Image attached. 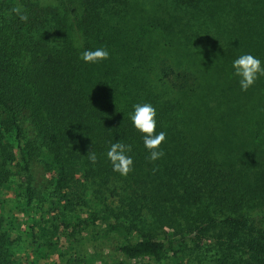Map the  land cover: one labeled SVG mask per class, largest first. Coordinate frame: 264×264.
<instances>
[{"label":"trees","instance_id":"obj_1","mask_svg":"<svg viewBox=\"0 0 264 264\" xmlns=\"http://www.w3.org/2000/svg\"><path fill=\"white\" fill-rule=\"evenodd\" d=\"M244 53L264 62V0H0V264H264V76L240 89Z\"/></svg>","mask_w":264,"mask_h":264},{"label":"clouds","instance_id":"obj_2","mask_svg":"<svg viewBox=\"0 0 264 264\" xmlns=\"http://www.w3.org/2000/svg\"><path fill=\"white\" fill-rule=\"evenodd\" d=\"M12 11L19 16L21 21L28 20V15L20 8H14ZM109 55L107 48L96 47L83 50L80 59L85 63L95 64L108 59ZM231 68V76L238 79L242 91H247L260 76H264V62L251 53H244L235 58L231 63ZM156 117L157 111L149 102L134 104L133 112L129 114L133 127L142 134L143 145L148 150L147 159L150 162H155L165 155L160 145L166 139V132L157 131ZM132 150V144L120 141L110 143L106 156L114 172L119 173L121 176H127L132 171L134 163L130 155ZM87 159L90 163L95 164L97 161L96 153L90 150Z\"/></svg>","mask_w":264,"mask_h":264},{"label":"rangeland","instance_id":"obj_3","mask_svg":"<svg viewBox=\"0 0 264 264\" xmlns=\"http://www.w3.org/2000/svg\"><path fill=\"white\" fill-rule=\"evenodd\" d=\"M42 1L44 2V1H48V0H42ZM88 243H89V242H87V244H88ZM91 245H92V243H91ZM108 245H109V244H108ZM105 253H108V250H105ZM108 260H110V261H111V260H112V258H111V257H109V258H108Z\"/></svg>","mask_w":264,"mask_h":264}]
</instances>
